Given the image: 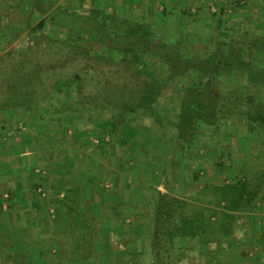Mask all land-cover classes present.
<instances>
[{"label": "rangeland", "instance_id": "374dc122", "mask_svg": "<svg viewBox=\"0 0 264 264\" xmlns=\"http://www.w3.org/2000/svg\"><path fill=\"white\" fill-rule=\"evenodd\" d=\"M57 1L72 6L80 2ZM14 2L0 0V84L12 67L18 69V77H34L30 83L36 98L32 106L38 108L35 115L30 111L35 117L28 122L20 118L19 110L12 115L0 111V205L9 202L15 205L17 210L10 218L11 223L28 219L17 208L24 207L23 204L26 208L46 210L38 211L43 225L33 227L43 239L38 245L45 260H39L52 264V239L57 236L60 221L67 213V203H70L76 205L79 213L88 210L95 213L98 220H107L100 228H90L91 238H95L96 243L88 247L91 256L82 264H152L150 217L158 190L163 196L189 203L192 206L188 213L195 214L196 209L205 208L217 198L216 191L209 187L211 183L227 185L229 179L240 178L253 186L251 189L257 195L251 201L252 210H222L233 217L229 233L207 236L209 243L202 247L198 242L189 244L174 237L170 254L174 252L171 257L175 264H264V235L261 234L264 231V182L257 180L259 176L264 177V126L258 124L252 131V124L244 116L236 115L216 125L200 127L193 142L181 147L175 131L179 102L187 88L198 80L197 73L190 71L170 83L154 100L159 107L158 124L149 116L128 113L118 132L104 137L108 154L102 157L92 146L101 143L99 134L86 129L74 131L71 119L83 116L94 125L99 122L106 125L114 111L105 104L95 105L93 111L62 107L65 102L62 96L50 91L56 79L79 72L88 54L70 47L74 39L66 41L68 46L63 45L66 36L56 28H44L35 34L33 29L41 17L28 21L13 7ZM88 4L129 24L148 25L160 41L188 45L190 39V45L197 46L193 53L198 58L217 47L218 42L227 41L229 45L235 42L242 57L251 55L254 66L264 67V49L249 51L254 48L255 39L258 46L264 44V0H88ZM216 24L218 32L213 41L211 38L208 42L202 34L212 36ZM48 37L56 41L50 42ZM90 44V54L93 50L101 51L97 42ZM90 64L92 69L88 75L80 72L90 80L85 86L86 94L94 95L92 93L102 87L109 92L114 82L119 84L118 89L123 94L135 91L136 77L132 73L120 68L117 73L116 67L104 60L97 63L92 59ZM151 72L157 79L164 75L158 63L152 65ZM245 80L232 73H222L212 78L209 90L216 95L226 90L240 91ZM87 104L90 107L91 104ZM83 138L85 146L79 149L76 144ZM132 141L135 146H130ZM50 147L57 151L59 161L39 162L37 155L45 154ZM222 152L229 153L231 160L225 157V167L217 173L214 163ZM62 179H75L80 187H75L73 193L61 191ZM36 182L38 184H33ZM62 200H66L64 204ZM65 216L69 219L67 214ZM70 217V222L84 218L77 212ZM117 219L120 226L116 225ZM11 228L14 236L22 232L21 227ZM62 230L85 235L87 226L62 227ZM250 236L253 240L244 245L238 241L240 237L249 240ZM23 260H19V256L15 260L7 256L1 262L22 264ZM28 260L23 264H29ZM35 261L38 262V258Z\"/></svg>", "mask_w": 264, "mask_h": 264}, {"label": "trees", "instance_id": "16d2710c", "mask_svg": "<svg viewBox=\"0 0 264 264\" xmlns=\"http://www.w3.org/2000/svg\"><path fill=\"white\" fill-rule=\"evenodd\" d=\"M86 3L88 4V0H80L76 6L58 3L57 0H15L13 7L20 11L28 21L41 17L33 29L35 34L44 28H56L66 36L63 45L68 46L66 41L74 39L73 45L70 47L88 55L91 51L89 48L91 42L100 44L101 51L93 50L91 56L87 55V62L80 67L79 72L75 71L66 77L56 79L51 85L48 84L51 87L50 91L51 89L54 90L55 95L60 94L64 99L65 102L62 107L71 108L74 106L81 111H93L95 105L105 104L106 107L114 111L112 120L106 125L102 122L94 125L92 121L83 116L71 119L74 131L79 132L86 129L99 134L101 143L92 145L99 155L104 157L108 154V142L103 139L106 135L118 132L128 113L149 116L158 124L159 114L157 110L159 107L154 100L162 94L170 83L190 71L197 73L198 80L187 88L179 102L175 131L181 140V147L186 142L187 144L193 142L200 132V127L207 124L213 126L222 120H228L230 117L232 119L236 115L244 116L252 124V131L256 130L255 127L258 124L264 126V67L256 66L257 64L254 66L251 62V55L242 57L239 49H237L239 47H236L239 45L235 42L232 43L233 45H229L227 41L218 42L217 47L207 52L204 57L198 58L193 53L197 46L190 45V39L188 45L184 42L160 41L154 36L148 25L140 22L129 24L115 15L104 13L96 6L89 4L87 6ZM85 8L87 10H84ZM218 27V24L213 27L212 36L202 34V37H207L208 42L211 38L213 41V36L216 31L218 32ZM46 39L50 42L56 41V39L49 37ZM84 40L87 41V44L83 43ZM255 40L252 43L254 48H249L251 53L255 49H264V44L258 46ZM92 59L97 63L102 60L108 62L111 66L116 67L117 73L121 71L120 69L132 73L136 77L135 91L132 90L129 94H123L118 89L119 84L114 82L111 86L112 92H106L102 87L97 92H93L94 95L86 94L85 86L90 80H87L88 76L82 74L88 75L87 72L92 69L90 64ZM155 63L156 65L158 63L159 67L164 70V75L159 79L151 72L152 65ZM17 70V68L12 67L1 81L0 111H6L12 115L13 112L19 110L20 118L28 122L35 117L30 115V111L33 110V115H35L38 108V106H32L36 100L32 84L30 85L34 77L27 79L24 76L18 77ZM222 73H232L237 77L245 78V85L239 89L240 91L226 90V92L216 95L209 90L211 80ZM243 101L245 102L244 105L242 104ZM73 103L75 105H72ZM87 103L91 104L90 107ZM85 141V138L80 139L76 147L83 148ZM43 144L48 143L44 142ZM135 145V141H132L130 146ZM55 151L54 148L50 147L49 150L45 151V154H38L39 162L49 161L53 164L59 161V155ZM225 157L231 160L229 153L222 152L218 160L215 161L217 173L223 171L225 167L223 166V159ZM193 177L195 178V175ZM257 180L259 183L264 182V177L259 176ZM60 184L61 191L70 190L72 193L75 187H80L75 179L66 181L62 179ZM209 187L214 192L216 191L217 198L205 208L196 209L195 214L188 213L189 207L192 206L189 203L169 195L163 196L159 190L157 191L150 217L152 236L149 238V247L153 260L152 264H175L173 256L171 257L174 252L170 254L171 241L174 237L184 239L189 244L198 242L202 247V245L209 243L207 236L216 233H229L233 225V217L222 210L229 212L233 210L251 211V201L257 196L255 191L251 189L253 186H248V183L240 180V178L229 179L227 185L222 183L219 186L211 183ZM65 201L60 202L64 204ZM67 207L69 208V205ZM127 207L125 206V210ZM71 208L68 213L69 219L76 212ZM262 233L264 235V231ZM5 238L9 240L6 244H4V235L1 233V253L7 251L11 242L9 236L6 237L5 235ZM251 238L250 236L248 240L246 237H240L238 241L244 245L247 241L253 240ZM85 244L88 245V243ZM1 261L0 264H3Z\"/></svg>", "mask_w": 264, "mask_h": 264}, {"label": "crops", "instance_id": "0c3cea01", "mask_svg": "<svg viewBox=\"0 0 264 264\" xmlns=\"http://www.w3.org/2000/svg\"><path fill=\"white\" fill-rule=\"evenodd\" d=\"M60 196L62 197V194ZM12 203L13 202L5 203V204L1 203L0 205V216H1L0 217V234L2 233L4 235V244L8 243L7 241H9L7 240V238H5V235L6 237L9 236L10 241L12 242V244L10 242L9 246L7 247L6 252H2V253L0 252V257H1L0 260L6 259L7 256L15 260V258L19 256V260L21 258L24 259L23 263L25 262V260L27 261V259L30 260V262L28 260L29 264L46 263L44 261L45 259L43 258V256H41L42 251L38 245L39 243H43L41 242L43 241V239H41L38 229L36 230L33 229V227H40L43 225V224H40L39 222L40 218H39L38 211L43 213L44 210H42V207L34 208V209L26 208L27 206L23 204L24 207H17V208L21 210L22 212L21 215L23 217L24 216L26 217L27 215L28 219H22L19 222L11 223L9 222L10 218L14 216V214L16 213L15 210H17L16 208H14L15 205H13ZM67 204H69V208L66 207L67 213L65 214L68 215L70 211V207H72L71 209L76 210L77 215H82V217L84 218L83 219L78 218L79 222H73V221L70 222V219H67V216H65L64 214V217H62L61 221L57 219V221H60V224H59L60 226H58L59 229L57 232V236L53 237L52 239L53 247L50 252L52 255V259H51L52 264H76V263L82 264V261L85 260L86 257L91 256V253L87 251L88 247L89 246L93 247L92 243L94 244L96 243L95 238H91L90 228H92L93 226H99L100 228L102 227V223H104V225L107 224V220H105L104 218L102 219L103 221L101 219L98 220V218L96 217L97 215H95V213L93 215L92 211L82 210V213H79V210L76 209L75 204H71V205L70 203H67ZM101 209L102 208H100V211ZM28 210H30V213L32 215L31 214L28 215ZM104 211H106V209ZM44 212H46V210ZM63 212H65V210H63ZM94 217L96 218L93 219ZM74 220L76 219L74 218ZM117 223L120 226L119 219H117L116 225ZM83 224L87 226V231L85 232V235L80 234L79 231H76L75 233H72V230L70 231V233L67 230H64V232L63 230L61 231L62 227L69 228V227L81 226ZM11 227H16V228L21 227L20 229L22 230V232L21 233L19 232L17 236H14L15 232L14 230H12ZM24 228H25V232L23 231ZM85 243H88V245H86ZM79 244H81V247L79 246ZM82 246H84V249L82 248ZM35 257L38 258V262L35 261L36 259ZM39 259H44V260L40 261ZM75 259H77L76 262L73 261Z\"/></svg>", "mask_w": 264, "mask_h": 264}]
</instances>
